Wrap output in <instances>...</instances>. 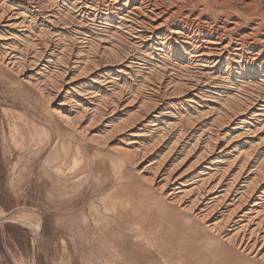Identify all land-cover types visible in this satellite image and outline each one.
Segmentation results:
<instances>
[{
	"label": "rangeland",
	"instance_id": "rangeland-1",
	"mask_svg": "<svg viewBox=\"0 0 264 264\" xmlns=\"http://www.w3.org/2000/svg\"><path fill=\"white\" fill-rule=\"evenodd\" d=\"M3 1L0 0L2 3ZM28 1L8 0L13 6L7 5L6 10L8 9L7 14L14 15L12 21H33L34 30L27 35L31 39L29 47L36 40L35 43H38L42 38L50 37L55 40H51L53 42L61 43L62 40L64 48L75 41L84 45L86 50L97 44V50H104L107 46L118 52L119 57H104L98 68L88 72L89 77L88 73L82 78L72 71L65 87V94L72 96L71 103L65 105V111L75 116L76 110L88 109L91 114L101 108L104 112L101 119L87 124L93 126L90 128L94 131L92 135L106 136L108 139L111 137L108 140L111 143H108V148L94 147L91 142L64 132L61 124L54 117H49L45 109L47 101L42 100L30 87H24L20 75L0 63V264H264V246L259 251H245L224 240L225 233L250 220L255 225L264 224V212L257 216L256 211H253L254 203L244 206L242 213H237L232 222L228 221L221 229L213 230L205 226L201 219L194 215L192 217L188 210L182 209L185 206H181V203L174 204L169 200L171 198H162L159 188L149 180L150 168L156 163H165L168 172L175 175L176 181L167 189L168 192L179 193L185 190V186L195 189L204 180L214 177L212 191L215 192L206 193L209 196L205 198V203L211 201L210 205L213 202L217 204L214 199L218 202L221 200L219 196L225 190L222 187L224 184H216H219L227 170L231 171L233 168L235 175L247 165L246 174L258 172L260 181L263 182L264 91L260 86L241 80L239 76L242 70H238V75L230 78L226 63L221 67L220 73H213L209 67L197 64L190 58L182 65L160 53L152 55L141 45L134 44V41L114 37V28L110 23L95 21L93 17H82L72 12L68 5L43 8L39 0ZM254 1L258 4L257 11L264 10V0ZM6 2L7 0L4 1ZM4 3L2 6L0 4V8L5 6ZM258 14L261 15V12ZM199 22L204 23L201 18ZM221 23L219 20L206 25L218 28L222 27ZM247 29L248 25L244 24L231 32V35L241 34ZM20 30H16V34L23 36ZM263 32L264 30L260 31V35ZM89 38L93 42H89ZM14 41L2 40L0 43L2 45L3 42ZM247 41L255 43L251 39ZM3 47L1 50H8L13 56L26 49L19 42L13 50H9L8 46ZM249 47L251 46L243 49ZM28 51L32 52L31 49ZM17 57L20 58V55ZM51 66L53 71V63ZM245 72L246 75L255 74L252 69ZM177 84L180 89L176 87ZM82 89L95 93L92 95L95 101L90 102V96L78 93ZM99 99L104 100L102 105ZM116 99H119L118 102ZM224 99H241L245 103L227 110L225 108L229 101ZM61 100L63 99L57 98L50 107L59 108V104L63 103ZM113 102L119 107L113 105ZM114 107L118 109L114 111ZM219 117L221 120H218ZM124 123L127 125L119 129ZM142 134L146 136L140 137ZM139 138L146 140L139 141ZM124 145H133L131 149L138 152L140 166L135 168L125 163L119 153L121 151L116 153L115 149L111 150ZM208 145L217 147L204 154ZM143 168L145 172L139 175L138 171ZM215 171L216 175L219 174L217 178ZM71 183H75L77 187ZM121 185H125V198L132 202L127 208L128 212L143 211L142 217L122 215L120 204H113L108 199L110 193L121 188ZM195 191L189 198L194 199L195 195H200L198 189ZM238 199V195L231 198L235 201ZM230 205L234 206V202ZM261 210L264 211V206ZM245 213L246 218L241 223L239 218ZM143 219H146V223ZM261 244H264L262 238ZM109 253H115L116 259L109 257Z\"/></svg>",
	"mask_w": 264,
	"mask_h": 264
},
{
	"label": "bare ground",
	"instance_id": "bare-ground-1",
	"mask_svg": "<svg viewBox=\"0 0 264 264\" xmlns=\"http://www.w3.org/2000/svg\"><path fill=\"white\" fill-rule=\"evenodd\" d=\"M4 1H3V3H4ZM9 1H11V0H9ZM1 3L2 2H0V4ZM39 3L43 4L41 6L43 8H51V7L53 8L55 5L60 6L61 4L62 5H68L71 7L72 12L74 11L75 13L79 14L82 17H86V18L93 17L95 21L101 20V21L108 22L114 28L113 29L114 32L112 31L113 36L118 37L119 40L121 39V40L134 41V44L141 45L143 47V49H145L146 52H150L152 55H155L156 53H160L162 55H165V57H167L173 61H176L177 63H180L182 65H184L186 63V59L190 58V60H193L197 64H202V66H204L206 68L209 67V70L212 71L213 73H220L221 67L226 63V64H228V68H229V72H230L229 73L230 78L237 76L238 70H242L241 75L239 74L240 75L239 78H241V80L243 79V81H245L246 83L247 82H249L251 84L254 83L256 86H258V87L260 86L262 91H264V75H262L264 73V32L262 33V35H260L261 34L260 31L264 30V10L257 11L258 4L255 3L254 0H236V1H232V2H229L228 0H39ZM2 4H1V6H2ZM4 4H5V6L3 8H0V42L2 40H5L6 42H7V40H15V41H17V43L15 41L11 42V43H4L3 42L2 45L0 43V63L3 64V66H5L6 68H10L9 70H11L13 73L14 72L18 73L21 77V84L24 87H30L32 89V91H34L40 95L39 97L42 100L47 101L46 102L47 107L45 109H46L47 113H49V115H50L49 117H51V118L54 117L61 124L60 126L63 127L64 132L66 131L68 134L75 135L84 141H89V143L91 142L92 144H94V147H96V146H98L100 148L107 147L108 143H109L108 140H110L111 137H109V139H108L105 135H104L105 137L92 135L94 133L93 129H90L92 125L87 124L88 122L93 123V121H95L98 118L101 119V115L104 112H102L100 110L101 108L100 109L97 108L100 106L95 107V110H96V108H97V110L92 112L91 114H90V111L88 109L76 110L77 112L74 113V114H76L75 116L72 113H70V114L67 113L65 111L66 110L65 105L67 103H71L72 96H70L69 93L65 94V91H66L65 87L68 84L66 82L67 78H68V76L71 75L72 71H74L75 73H77L79 76L82 77L86 73L91 72L90 71L91 69H93V68L96 69V67L98 68L100 66V62L102 63V59L104 57H111V59L114 56L119 57L118 52L114 48L108 49L107 46H106L107 48L105 47L104 50H97L95 48V47H97V44L95 47L94 46L92 47L90 45V47H92V48L86 50L84 48V45H80L78 42H75V41L74 42L78 43V44H75L73 42V44H71L69 47H66L68 45L65 44L66 46L64 48L62 46L64 44L61 45L62 40H60L61 43L60 42L57 43V41L56 42L51 41L54 39L47 37L49 35L46 36V34H47L46 30H45L46 34H41V36L45 35V37H47V38L41 37L42 39L40 38L41 40L38 43H35L37 41L36 40L34 42V44H32V46L29 47V45L31 43V39L29 37H27V35H28V33L30 34L31 30H34L33 29V27H34L33 21L32 22L12 21V18L14 17V15H12L11 13L7 14L8 9L6 10V6L7 5L13 6V4L8 3V0ZM59 9H60V7H59ZM258 12H261V15H259ZM74 15L75 14L73 13L72 16L74 17ZM64 17H62V18H64ZM69 17H70V15H69ZM200 18L202 19V22H204V23L199 22ZM177 19H179V20H177ZM14 20H16V19H14ZM174 20H176L175 23H171ZM219 20L222 21V23H221L222 27H220V26L218 28L217 27L216 28H210L211 26L208 27L209 26L208 22H215V21H219ZM65 24H67V23L65 22ZM244 24L248 25V29L246 31H244L241 34L235 35V36L231 35V32H235L239 27L243 26ZM22 28H24V29H22ZM56 28L57 27H55V29ZM16 30L17 31L20 30L21 31L20 33H22L23 36H25V37L21 36V34H16ZM57 31H58V29H57ZM48 33H51V32L49 31ZM258 35H260V37L257 38ZM50 36H52V34H50ZM39 37L40 36H38V38ZM57 39L59 40V38H57ZM250 39L254 40L255 43L250 44L247 41ZM89 40H90V38H89ZM70 41H71V39H70ZM72 41H73V39H72ZM91 41L92 40H90L89 42H91ZM18 42L20 44L22 43V45L26 49L28 47L27 51H26V49L25 50L22 49L21 54H15L13 56L12 53L9 54L7 49H5L7 51L1 50V47H3V46H8L10 48L9 50H11V49L13 50L16 48L15 46H16V44H18ZM247 46H251V47H249L248 49L246 48L244 50L243 48L247 47ZM98 47H99V45H98ZM29 49H31L32 52H29L28 51ZM19 55H20V58L17 57ZM43 63L44 64L46 63V65L44 66ZM52 63L54 65L53 67H55V69L53 71H52V66H51ZM42 66H44V67H42ZM57 66L58 67L62 66V68L59 69ZM247 69L254 70L255 74L253 76L252 75H246L247 72H245V70H247ZM122 73H124V72H122ZM88 77H89V73H88ZM105 83H107V82H105ZM251 84H249V85H251ZM178 85L179 84H177V86H176L177 88H178ZM252 86H254V85H252ZM252 86H250V87H252ZM162 87H163V85H162ZM173 87H175V86H173ZM179 87H180V85H179ZM177 88H175V89L176 90L180 89V88H178V89ZM169 89H171V88H169ZM173 91H174V89H173ZM179 92H181V91H179ZM78 93H80L83 96H85V95L90 96L91 97L89 100L90 102L95 101L94 97H92V95H94L95 93H90L89 90L82 89ZM177 93H178V91H177ZM57 98H62L63 100H61V101H63V103L59 104V108L54 109L50 106H51L52 102L56 101ZM103 98H105V97H103ZM118 98H120V97H118ZM111 99H113V97ZM108 100L110 101V99H108ZM116 100L118 102L119 99H116ZM116 100H115V102H116ZM106 101H107V99L105 100V102ZM224 101H226V100L224 99ZM227 101H229V100H227ZM103 102H104V100L103 101L100 100V104ZM115 102H113V105H116L117 102L116 103ZM242 102L245 103V101H242L241 99H239V100L238 99H231V101L227 102L229 104L227 105V108H225V109L232 110L235 107H240V104H242ZM129 103H127V104H129ZM110 104H111V102H110ZM224 104H221V105L224 106ZM116 106H118V104ZM225 106H226V104H225ZM115 107L113 108L114 111L116 109H118L119 106L116 109H115ZM78 109H79V107H78ZM228 112H230V111H228ZM237 112H239V111H237ZM228 114L229 113H227V115ZM225 116H226V113H225ZM191 117L193 118L192 115H191ZM224 117H222V118H224ZM226 118H227V116H226ZM219 119L221 120L220 117L218 118V120ZM226 122L227 121H225V124H226ZM125 125H127V123L120 125L119 129L124 128ZM138 136H140V135H138ZM142 136H146V134H142L140 137H142ZM77 140H80V139H77ZM138 140L141 141L144 139L139 138ZM215 142H216V140H215ZM178 145H180V144H178ZM211 145H208V147H206V149L204 150L205 151L204 154L210 153L211 150L214 151L218 144L213 145V146H211ZM132 147H133V145L129 146V147L124 145V146H119V147L113 148V149L111 148V150H113V151L116 150V153H117V151H121L119 153H120V155H122L124 162L125 163L127 162L128 164H130L131 166L136 168V166L138 167L141 164V163H139L140 161L138 160V157H140V156H139L138 152L131 149ZM67 149H70V148L68 147ZM190 149H191V147H190ZM135 150H137V149H135ZM101 153H102V151H101ZM193 153H194V151H193ZM246 153L248 155V152H246ZM183 154H185V153H183ZM190 154H191V151H190ZM122 158H120V159H122ZM179 158H181V157H179ZM247 160H248V158H247ZM244 162L246 163V161H244ZM158 163H159V161H158ZM247 163L249 165V162H247ZM128 164H125V165H128ZM244 165H246V164H244ZM262 165L264 166V163ZM246 166L245 167L243 166L244 169H240L239 173L238 174L236 173L237 175L235 174L236 176L233 174V168L231 171L227 170L226 171L227 173H223V174H225V176L224 175H223V177L221 176L222 180L219 182V184H216V185L220 186V183H221V185L224 184V186H222V187L225 188V190L222 193V195L219 196L220 197L219 199H221V200H219V202L214 199V201L217 204H215L212 201L213 202L212 204H215L214 206H212V204L211 205L209 204L211 201L209 203L208 202L205 203L206 196L213 192L212 191V184H213L212 181H213L214 177L213 178L209 177V179H210V180L208 179L209 181L206 180L207 181L206 182L204 180L203 183L201 182L202 185L201 186L199 185L200 187L197 186L195 188V189H198L200 191L199 192L200 195L199 194L197 196L195 195L194 199L189 198V195L191 193L196 192L195 189L194 188L192 189L190 186H185V190L183 189L184 191L181 190L179 193L178 192L176 193V191H170V192L167 191V189H169L170 186L173 184V181L175 182L176 180H175V175L172 172H168L165 163H159V164L156 163V165H154L153 168H150L151 173H150L149 177L151 179L149 177L148 178H149V180H151V182H154L155 185L159 188V190L161 191L159 193L161 195L163 194V196H161L162 198H167V199L171 198L169 200H171V202H173L174 204L175 203H177V204L181 203V206H185L182 209L188 210L189 213L192 215V217L194 215L195 217L201 219L202 223L204 222V224H206L205 226H208L210 229L219 230L222 227H224L223 225H225L228 221L230 223V221L233 219V217L237 216L236 215L237 213L241 214L243 209H244V206H247V204H249V203H254V209L255 210H253V211H256L255 213L257 216L263 214V212H264L263 210H261V208H263V206H264V189H263L264 188V184H263L264 181L263 182H261L262 180L260 181V173H258V172H256V173L254 172L255 174L248 172V174H246L247 173L246 172ZM147 168H149V167H147ZM229 168L231 169V167H229ZM261 169H264V168H261ZM261 169H260V171H261ZM210 171H212V170H210ZM223 171H224V169H223ZM138 172H140L139 175L143 174L145 172L144 168H143V170H139ZM215 175H216V171H215ZM217 175L219 177V174H217ZM217 175H216V178H217ZM211 176H213V174ZM261 176H262V174H261ZM144 177H146V175ZM261 179H262V177H261ZM214 181H215V179H214ZM117 183H118V181H117ZM71 185L74 186L75 183L74 184L71 183ZM155 185H153V186H155ZM75 186L77 187V185H75ZM115 186H117L116 183H115ZM119 187H121V188H117L113 192L110 193V195L108 196V199L110 201H112L113 204H118V205L120 204L121 205V206L119 205V207H120V210H121L120 212L122 215H129L130 214L131 216H135V217L141 216L142 217L144 215L143 211L140 212V211L134 210L132 213L128 212L127 208L129 206H131L132 202L129 201L130 199L125 198V196H126V194L124 193L125 192V185H123V186L121 185ZM206 193H208V194H206ZM233 195H238L239 199L237 201L231 200ZM122 197H124V199ZM216 197H218V196H216ZM230 201L234 202V206L230 205L232 203ZM228 203H230V204H228ZM179 206H180V204H179ZM94 209L96 210V208H94ZM227 214H229V215L227 216ZM256 215H255V219H256ZM84 217H85V215H84ZM82 218H83V216H82ZM143 218H145V217H143ZM244 218H246V213L241 215V218H239L241 223H243L242 220H244ZM144 220H146V219H143V221ZM253 220H254V218H253ZM246 221H248V219ZM144 223H146V222L144 221ZM257 224L255 225L254 222L252 220H250V221L244 223V225L240 226L239 228H237L233 231H230L228 233H225L224 240H228L229 242L239 246L240 248H242L245 251H251V250L259 251L258 249H260V248H262V246H264V244L260 245L261 238L264 241V224L263 225L261 223L258 225ZM237 227H238V225H237ZM136 228H138V226H136ZM215 233H217V232L215 231ZM216 236L217 235H215L214 237L216 238ZM219 237H221V236H219ZM146 238H148V237H146ZM85 240H87V239H85ZM209 240L207 242H209ZM147 242H149V241H147ZM151 242H150V245H152ZM97 243H99V242H97ZM200 243H202V242H200ZM110 245H108V246L110 247ZM207 245H208V243H207ZM217 245H219V244H217ZM214 246H216V245H214ZM236 247L234 249H236ZM95 249H97V248H95ZM152 249H153V246H152ZM205 250H206V248H205ZM237 251H238V249H237ZM105 252H106V250H105ZM207 252H209V251H207ZM207 252L204 251V253H207ZM156 253L158 254V252H156ZM108 255L112 259L113 258L116 259V257H117L115 253H113V255H112V253H109ZM160 255L161 254H159V256ZM245 256H246V254H245ZM259 258H261V257H259ZM124 260H125V258H124ZM127 261L129 262V260H127ZM164 261H165V258H164ZM249 261H248V263H249ZM250 262H252V261H250Z\"/></svg>",
	"mask_w": 264,
	"mask_h": 264
}]
</instances>
